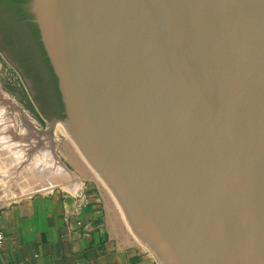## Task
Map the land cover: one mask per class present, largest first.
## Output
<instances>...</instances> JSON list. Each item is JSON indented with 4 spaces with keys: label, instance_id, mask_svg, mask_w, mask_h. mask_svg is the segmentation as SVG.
<instances>
[{
    "label": "water",
    "instance_id": "1",
    "mask_svg": "<svg viewBox=\"0 0 264 264\" xmlns=\"http://www.w3.org/2000/svg\"><path fill=\"white\" fill-rule=\"evenodd\" d=\"M31 13L64 123L0 55L156 263L264 264V0H32Z\"/></svg>",
    "mask_w": 264,
    "mask_h": 264
},
{
    "label": "crops",
    "instance_id": "2",
    "mask_svg": "<svg viewBox=\"0 0 264 264\" xmlns=\"http://www.w3.org/2000/svg\"><path fill=\"white\" fill-rule=\"evenodd\" d=\"M97 186L0 201V264H157Z\"/></svg>",
    "mask_w": 264,
    "mask_h": 264
},
{
    "label": "rangeland",
    "instance_id": "3",
    "mask_svg": "<svg viewBox=\"0 0 264 264\" xmlns=\"http://www.w3.org/2000/svg\"><path fill=\"white\" fill-rule=\"evenodd\" d=\"M0 92L5 99V102L2 104L0 99L1 108L8 107V102H11L17 108L12 107V112H14L12 113V118L18 124L17 134L12 137L13 132L9 131L5 135L10 137V139L13 138V144L20 147L19 152H16L15 148L14 151L11 147H6L7 145L0 138V201L10 202L21 195L49 193L51 191L75 196V193L66 191L65 186L83 183L92 186L94 191L96 190L95 186L98 185L97 187L101 193L96 192V195H101L105 201L106 208L111 203L110 212L120 214L123 217L111 193L89 167L72 141L55 126L46 125V121L41 118L31 102L19 76L1 55ZM16 110L19 111L20 115L23 114L26 116L25 118L31 120L29 125L24 122L25 120H22V117L19 116ZM3 114H7L10 117L11 112L7 111L6 113L3 112ZM24 127L29 129V131L27 130V134H25ZM19 135H21V138ZM48 139L53 143L54 154L61 165L67 170L66 172L70 173L69 176L65 172H62L59 167H51V158L48 159L46 153L43 154V149H50Z\"/></svg>",
    "mask_w": 264,
    "mask_h": 264
},
{
    "label": "trees",
    "instance_id": "4",
    "mask_svg": "<svg viewBox=\"0 0 264 264\" xmlns=\"http://www.w3.org/2000/svg\"><path fill=\"white\" fill-rule=\"evenodd\" d=\"M31 0H0V19L6 24L2 48L22 61L27 75L33 77L42 99L53 117L64 118V104L58 81L46 56L34 16L29 11Z\"/></svg>",
    "mask_w": 264,
    "mask_h": 264
},
{
    "label": "bare ground",
    "instance_id": "5",
    "mask_svg": "<svg viewBox=\"0 0 264 264\" xmlns=\"http://www.w3.org/2000/svg\"><path fill=\"white\" fill-rule=\"evenodd\" d=\"M0 99H1V104L3 103V102H5V99H4V96H3V94L0 92ZM7 106L8 107H3V108H1L0 107V138L3 140V142H4V144H6L7 146L6 147H11V149L12 150H14L15 151V149H16V152H19V145H16V144H13V138H11L10 139V137H8V136H6L5 134L7 133V132H9V131H11V132H13V134H12V137L15 135V134H17V123H16V121H15V119L14 118H12V113H14V112H12V107H14V105L10 102H8V104H7ZM14 108H16V107H14ZM17 109V108H16ZM7 111H10L11 112V115H10V117H8L7 116V114L6 115H4L3 114V112H7ZM17 111V110H16ZM18 112V114H19V111H17ZM19 116L20 117H22V120H25L24 122H26L28 125H29V123L31 122V120L30 119H27V118H25L26 116H24L23 114L22 115H20L19 114ZM26 125V124H25ZM21 127V126H20ZM23 127V126H22ZM57 128V127H56ZM19 129V128H18ZM30 129H31V127H30ZM58 129V128H57ZM22 131H23V129H21ZM27 130L29 131V129L27 128V127H24V131H25V134H27ZM59 130V129H58ZM21 131V132H22ZM33 132H34V130H33ZM29 133H31V132H29ZM22 134H24V133H22ZM24 134V135H25ZM3 135V136H2ZM11 135V134H10ZM17 136V135H16ZM21 135H19V137H20ZM18 137V138H19ZM21 138V137H20ZM48 143H50V145H49V147H50V149L49 150H46V149H43V154H45L46 153V155H47V157H48V159L49 158H51L50 159V164L52 165L51 167H55V166H57V167H59L60 168V170L62 171V172H65L66 173V175L67 176H69V174L70 173H68V172H66L67 170L61 165V163L58 161V159H57V157L55 156V154H54V147H53V143L51 142V140H49L48 139ZM17 142V141H16ZM22 143V142H21ZM25 144V143H24ZM47 144V143H46ZM52 144V145H51ZM31 145V144H30ZM26 146V145H25ZM24 146V147H25ZM32 146V145H31ZM15 148V149H14ZM26 148V147H25ZM31 149V148H30ZM42 149V148H41ZM18 150V151H17ZM13 151V152H14ZM33 151V150H32ZM27 152V151H26ZM17 154V153H16ZM41 155V154H40ZM39 155V156H40ZM43 157H45V156H43ZM34 159H35V156H34ZM46 159V158H45ZM43 160V159H42ZM37 161V160H36ZM35 161V162H36ZM34 162V163H35ZM38 164H39V162H38ZM35 167V166H34ZM49 167V166H48ZM35 168H37V167H35ZM38 169V168H37ZM40 171V170H39ZM63 177V176H62ZM71 177H72V175H71ZM69 178V177H68ZM73 178H75V177H73ZM72 178V179H73ZM48 184V183H47Z\"/></svg>",
    "mask_w": 264,
    "mask_h": 264
},
{
    "label": "flooded vegetation",
    "instance_id": "6",
    "mask_svg": "<svg viewBox=\"0 0 264 264\" xmlns=\"http://www.w3.org/2000/svg\"><path fill=\"white\" fill-rule=\"evenodd\" d=\"M29 6H30V8H29V11H30V13H31V7H32V0H31V2H30V4H29ZM32 14V13H31ZM6 27V24H4L3 23V21H1V19H0V51H2V52H4L5 54H6V56L10 59V60H13L14 62H15V64H18L17 62L19 61L18 59H15L14 58V55H13V52H11V51H9V50H7V49H3L2 48V45H3V42L5 41V35L2 33V30H3V28H5ZM48 58V57H47ZM15 59V60H14ZM20 63V62H19ZM19 65V64H18ZM20 69V68H19ZM29 79V78H28ZM25 80H26V78H25ZM28 82L31 84V87H32V83H33V85L36 87V85H35V83L32 81V80H28ZM34 86H33V88H34ZM32 88V90H33V93L34 94H36L35 93V91H36V89H37V87L36 88H34L33 89ZM37 95L40 97V99L42 100V103H44V105L45 106H47L46 105V103L44 102V100L42 99V96H41V94H40V92H39V90L37 89ZM37 95H35V96H37ZM38 96H37V98H38ZM62 98V97H61ZM46 110L47 111H49V109H47L46 108ZM64 111H65V117L64 118H54L53 120L55 121V122H57V121H60V122H65L66 120H67V114H66V110H65V106H64ZM93 164L94 165H97V160H95L94 162H93ZM157 257H158V255H157ZM160 261V260H159Z\"/></svg>",
    "mask_w": 264,
    "mask_h": 264
}]
</instances>
